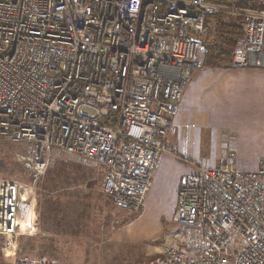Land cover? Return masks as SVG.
I'll list each match as a JSON object with an SVG mask.
<instances>
[{
  "label": "built area",
  "instance_id": "built-area-1",
  "mask_svg": "<svg viewBox=\"0 0 264 264\" xmlns=\"http://www.w3.org/2000/svg\"><path fill=\"white\" fill-rule=\"evenodd\" d=\"M208 0H0V141L30 148L39 181L55 154L103 171L114 207L140 214L172 120L206 67ZM235 11V9H233ZM235 69H264V11H241ZM181 178L176 241L151 264H264V160ZM0 175V264H56L23 254L40 230L33 185ZM26 193V197H25Z\"/></svg>",
  "mask_w": 264,
  "mask_h": 264
},
{
  "label": "crops",
  "instance_id": "crops-1",
  "mask_svg": "<svg viewBox=\"0 0 264 264\" xmlns=\"http://www.w3.org/2000/svg\"><path fill=\"white\" fill-rule=\"evenodd\" d=\"M172 127L168 144L172 154L159 161L150 190L158 192L153 206L164 194L176 197L181 178L197 174L198 166H219L224 150L235 153L238 170L255 171L264 160V69L200 70L186 89ZM98 170L103 175L101 183L90 190L72 191L62 235L67 242L91 246L96 252L130 239L129 230L142 219L141 215L133 221L130 214L118 213L112 199L104 194V174ZM175 207L176 203L171 207L172 216ZM86 213L88 224L81 223Z\"/></svg>",
  "mask_w": 264,
  "mask_h": 264
},
{
  "label": "rangeland",
  "instance_id": "rangeland-1",
  "mask_svg": "<svg viewBox=\"0 0 264 264\" xmlns=\"http://www.w3.org/2000/svg\"><path fill=\"white\" fill-rule=\"evenodd\" d=\"M218 1L232 4L246 1L248 8L264 10V0ZM225 22L231 24L241 22L243 25L244 19L231 14L226 16ZM216 27V22L210 19L208 34L207 31L205 34L208 43L212 41L210 34H213ZM163 156L165 155H162L160 160ZM29 157L30 148L27 145L0 141V175L22 184L25 191L28 185H33L40 230L35 236H26L22 239L23 254L34 259L51 258L56 264H151L162 255L167 246L175 243V225L170 219L171 207L177 204V195L175 197L174 194H164L153 206L152 202L158 192L148 194L149 199L146 203L149 206L146 208L145 203V208L140 214L133 215L117 209L119 214H130L129 219H134L133 221L142 215V219L137 220L138 222L136 221L129 230L132 231L131 238L118 247L105 246L96 252L97 250H93L91 246H75L67 242L62 235L66 231L65 212L70 210L67 207L70 205L69 198L72 196V191L81 188L90 190L97 183H101L103 175L92 164L70 156L55 154L46 174L36 181ZM84 210L87 212L86 208ZM81 223L88 224L87 213L82 215Z\"/></svg>",
  "mask_w": 264,
  "mask_h": 264
},
{
  "label": "trees",
  "instance_id": "trees-1",
  "mask_svg": "<svg viewBox=\"0 0 264 264\" xmlns=\"http://www.w3.org/2000/svg\"><path fill=\"white\" fill-rule=\"evenodd\" d=\"M209 3L220 5L225 7L219 15L215 17H210L206 21V31L208 34V21L213 19L217 27L212 36V41L208 43L206 38H204V43L208 49V57L206 62V67L210 68H232L231 67V56L239 40L244 36L243 25L226 23L225 18L227 15H237L241 16L245 22V15L241 11H259L256 9L248 8V3L246 1L239 3H224L218 0H208ZM235 9L236 11H233ZM264 11V10H260ZM243 22V21H242Z\"/></svg>",
  "mask_w": 264,
  "mask_h": 264
}]
</instances>
